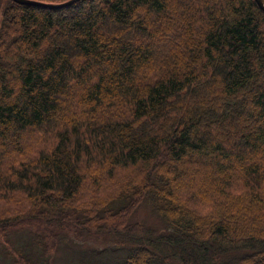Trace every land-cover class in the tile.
I'll use <instances>...</instances> for the list:
<instances>
[{
    "label": "trees",
    "instance_id": "16d2710c",
    "mask_svg": "<svg viewBox=\"0 0 264 264\" xmlns=\"http://www.w3.org/2000/svg\"><path fill=\"white\" fill-rule=\"evenodd\" d=\"M0 264H264L256 0H0Z\"/></svg>",
    "mask_w": 264,
    "mask_h": 264
},
{
    "label": "rangeland",
    "instance_id": "374dc122",
    "mask_svg": "<svg viewBox=\"0 0 264 264\" xmlns=\"http://www.w3.org/2000/svg\"><path fill=\"white\" fill-rule=\"evenodd\" d=\"M248 108H249V111H253L254 118L256 119V112L254 111L253 107L250 105V106H248ZM254 122H256V121H254ZM242 123H244L243 126H244L245 129H247L248 127L251 126V125L247 126L248 123H245V122H242ZM261 124L258 123L257 125L259 126ZM195 182H197V180L193 178L192 183H195ZM190 187H191V185H190ZM134 220L141 221L142 224H147V225H151L153 227H157V229L160 228V225H159L158 220L156 219V217L154 215H152L150 213V211L148 209H146L144 206H142L140 210L139 209L137 210ZM158 232H160V230Z\"/></svg>",
    "mask_w": 264,
    "mask_h": 264
},
{
    "label": "water",
    "instance_id": "95a60500",
    "mask_svg": "<svg viewBox=\"0 0 264 264\" xmlns=\"http://www.w3.org/2000/svg\"><path fill=\"white\" fill-rule=\"evenodd\" d=\"M12 1L19 3V4L33 5V6H38V7H42V8L64 9V8H68V7L75 5L80 0H69L67 2L56 3V4L46 3V2H42V1H36V0H12ZM256 1L258 3L259 7L264 11V0H256Z\"/></svg>",
    "mask_w": 264,
    "mask_h": 264
}]
</instances>
